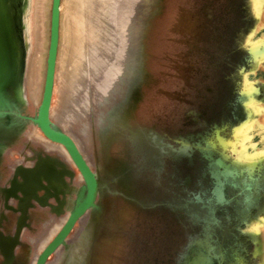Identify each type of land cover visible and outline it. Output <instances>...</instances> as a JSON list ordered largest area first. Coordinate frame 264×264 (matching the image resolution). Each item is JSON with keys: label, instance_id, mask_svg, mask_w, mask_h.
Instances as JSON below:
<instances>
[{"label": "rangeland", "instance_id": "374dc122", "mask_svg": "<svg viewBox=\"0 0 264 264\" xmlns=\"http://www.w3.org/2000/svg\"><path fill=\"white\" fill-rule=\"evenodd\" d=\"M119 2L125 4L127 0H60L59 42L50 115L61 112L63 108L68 85L65 74L71 71V52L79 42L82 75L90 93L91 110L80 118L67 115L68 129L81 134L85 154L96 174L106 182L98 200L101 212L90 211L75 225L69 238L78 233L77 236L61 248L59 259L62 263H66V257L71 255L75 260L84 257V264H162L161 261L166 264L169 259L172 261V255L186 242L190 230L178 226L171 214L162 208L161 205L169 199L165 182L155 183L138 172L129 133L136 128L156 127L159 131L169 128V132L174 134L186 113L199 105H206V101L208 104L215 103V93H208V89L218 91L223 84V77L228 72L226 58L229 54L238 47L244 49L264 39V0H154L146 9L148 14H143L140 21L141 26L146 23L142 30V61L146 75L142 89L144 101L125 128L120 129L117 125L102 138L97 125L99 109L95 107L94 78L96 68L107 62L112 48L111 27L121 35L124 13H120L122 4L119 5ZM41 4L39 64L35 73L34 98L27 99L26 108L10 109L27 117L36 115L46 72L52 0H42ZM113 4L119 13H114L111 18ZM76 13L80 16L79 28ZM78 30L82 38H78ZM91 32L96 35L94 41L90 38ZM262 62L253 68L248 66L241 82L243 86L252 84L261 87L262 96L258 105L253 104L256 108H250L254 123L249 132V150L264 153ZM120 99L119 94H115L112 102L102 109L103 113ZM10 120L12 124H9ZM85 125L86 133L83 135L81 130ZM32 128L30 121L14 114L0 121V137L8 142V151L0 168V174L5 169L6 178L0 180V188L8 184L16 161L26 157L28 152L63 161L44 152L37 143L28 142L26 133ZM78 187H72L69 202L74 199ZM37 212L31 213L30 226L17 252L19 254L22 249L31 246L29 238L36 236L33 258L61 229L56 226L48 235V229H41L35 222ZM45 213L49 214L47 210ZM60 220L54 218L53 224H59ZM250 230L254 258L249 264H264V211ZM53 259L54 256H51L47 264H52Z\"/></svg>", "mask_w": 264, "mask_h": 264}, {"label": "flooded vegetation", "instance_id": "af4514ba", "mask_svg": "<svg viewBox=\"0 0 264 264\" xmlns=\"http://www.w3.org/2000/svg\"><path fill=\"white\" fill-rule=\"evenodd\" d=\"M245 57L246 51L242 47L236 48L229 54L226 58L228 72L223 77V84L218 91L208 89V93H215V103L208 104L206 101V105H199L186 113L174 134L169 132V128L167 131H159L156 127L136 128L129 133L133 155L138 162V172L155 183L165 182V192L169 199L161 205L162 208L171 214L178 226L187 227L190 230L186 242L172 255L174 256L172 261L169 259L166 264H183L184 256L190 247L194 248L196 254L201 255L207 264H249L254 258L251 249L254 242L250 228L264 211V153L249 150L251 147L249 132L254 118L249 115L251 106L249 105V108L243 106L247 99L241 96L245 87L241 80L249 69ZM145 80L146 75L142 68L141 74L134 75L127 89L119 95L120 101L112 103L111 108L101 116V121L97 125L102 138H105L111 128L119 125L122 129L129 124L144 101L142 89ZM250 86L251 84L246 87ZM261 96L262 93L255 100L260 101ZM109 101L110 104L112 100ZM258 103L255 102L254 106ZM28 142L37 143L44 152L62 158V162L68 167L71 166L66 157L46 151L42 143L29 138ZM83 146L85 150V144ZM7 151L8 142L0 137V168L3 167V158ZM39 155L28 152L26 157L20 158L19 163L16 162L15 167L19 165L32 167L37 163ZM88 162L92 168L89 167L94 171L92 163ZM221 165L228 168L231 176L227 178L226 184L223 178L219 179L222 187H220L221 195L218 196L216 189L219 186L213 174L222 171ZM65 167L68 168L66 165ZM12 175L8 184L0 189L9 188ZM76 177L75 172L73 184L66 177L69 186L62 214L56 215L51 208L40 207L36 202H32L33 207L27 211V227L22 229L19 244L14 250L12 264H36L41 254L36 253V256L32 257L36 236L29 238L31 246L17 253L21 247V239L30 226L31 213L38 211L34 219L41 229L50 231L56 226L61 228L69 218L76 193L83 183ZM5 178L4 169L0 174V180L3 181ZM98 178L106 185L101 177L98 176ZM72 187H78V189L75 191L74 199L69 202L68 197ZM102 189L98 194L97 205H99L98 200ZM39 195L42 196L43 192ZM0 197L2 203L0 216L4 215L0 230L4 236H13L21 213L6 210L1 192ZM49 204L58 207L54 198L49 199ZM8 205L17 210L18 201L11 198ZM99 207L101 212V206ZM46 210L49 214L45 213ZM89 214L90 211L86 215ZM54 218H61L60 223L54 225ZM77 234L67 238L66 246L68 240L74 239ZM65 247H60L57 251ZM39 249L38 247L37 252ZM57 261L59 262L60 259ZM67 262L68 264H84L86 259L81 257L75 260L71 255ZM3 263L4 257L0 254V264ZM161 263L164 264L163 261Z\"/></svg>", "mask_w": 264, "mask_h": 264}, {"label": "bare ground", "instance_id": "6f19581e", "mask_svg": "<svg viewBox=\"0 0 264 264\" xmlns=\"http://www.w3.org/2000/svg\"><path fill=\"white\" fill-rule=\"evenodd\" d=\"M33 1L34 0H0V23L9 40L15 64L14 85L10 90L4 92V96L7 98V100L12 102L11 109L26 108L27 99H29L30 97V99L33 100L35 94V73L37 70V65L39 64L38 54L41 26L40 5H42V0H35V6L33 5ZM151 3H154V0H127V3L125 4L119 2V5L122 4L120 8V13H124L121 19V35L117 31H115L114 28H112L110 25L112 31V48L108 53L107 62L104 65L98 66L96 68L97 74L94 78L95 107L99 109L97 124L101 121V116L104 114L102 109L109 104V100H113L115 94L120 95L124 90H126L134 75H140L142 72V30L145 28L144 24L146 23L144 22L143 26H141L140 21L142 19L143 14H148L145 12L146 9L150 8ZM33 9L34 16L32 17ZM114 13L119 12L118 9L115 10L113 4L111 9V18L113 17ZM76 17L77 28H79L81 21L79 19L80 16L78 13H76ZM77 34L78 38H82L81 31L79 32L78 30ZM95 36L96 35L93 32L90 33V38L93 41L95 40ZM260 42L261 41H258L257 43ZM77 44V48L71 52L73 56L72 68L70 69L71 71L65 74L67 78L66 82L68 83L69 87L65 84L67 87V92L64 91L66 92L64 96V103H62L63 101L61 102L63 108L61 107V112H54L50 115V105L49 119L51 123L59 127L65 134H67L71 138L77 150L87 163L89 159L88 156L85 154L83 146L84 142L81 138V134L78 135L73 131L69 130L67 122V115L72 118H80L86 116V114L89 113V111L91 110L90 93L86 83L83 80L82 75L80 49L81 43L78 42ZM262 61H264V59H260L259 61L255 62L252 68ZM65 75L63 78H65ZM251 89H255V86L252 84L249 87V93H251ZM253 104L255 103H252L250 106H253ZM66 110L69 111V114ZM6 118H10V114H8ZM51 118L53 119V121L51 120ZM12 123L13 122H11L10 120L9 124ZM33 127L34 128L30 132L26 133L27 137L31 140L42 143L46 151L55 152L61 155L62 157H66L70 161V167L72 169H70V167H68V165L64 162L60 160L59 161L66 165L68 167L67 169L72 171V184L74 182L75 172L77 173L76 179L78 181H80L81 179L84 183L81 173L74 164L72 158L68 154L65 147L61 144L49 141L36 125H33ZM81 132L83 135H85L86 125L84 126V129L81 130ZM84 157L87 159V161ZM20 161L21 159L17 160L16 162L19 163ZM88 164L89 162L87 163V165ZM88 166L92 168L90 164ZM93 172L96 173L95 171ZM88 211L91 210H87L84 216L87 214ZM79 220L75 223V225L79 222ZM53 230L54 227L49 231L48 235ZM70 233L67 235L65 241L69 237ZM44 239L45 238L40 241L39 248L42 245ZM60 247H63V245L58 246L52 254L57 252Z\"/></svg>", "mask_w": 264, "mask_h": 264}, {"label": "water", "instance_id": "95a60500", "mask_svg": "<svg viewBox=\"0 0 264 264\" xmlns=\"http://www.w3.org/2000/svg\"><path fill=\"white\" fill-rule=\"evenodd\" d=\"M60 0H52L51 18H50V38L49 47L46 60V72L43 86V93L40 105L37 108L34 117L22 116L18 113L12 112V103L4 96V92L10 90L14 85L15 64L9 40L3 27L0 23V121L6 118L8 114H14L16 117L30 121L36 125L43 135L51 142L61 144L65 147L68 154L72 158L74 164L81 173L84 183L81 185L76 193L73 201V206L70 209V216L66 223L47 247L41 252L37 258L36 264H46L49 256L60 245L66 246V237L72 231L75 223L84 216L87 210L96 211L100 213V207L97 205V197L105 183L101 181L97 174L94 173L79 151L71 138L65 134L59 127L51 123L49 119V109L51 105V98L53 93L55 65L57 58L58 42H59V12ZM246 57L245 62L249 67L260 59H264V40L260 43L247 45L245 48ZM261 93V87L255 86V89L244 87L241 96L247 99L243 103L245 108L255 103V98ZM252 111L249 110L251 116ZM222 166L221 172L213 174L219 186L216 189V195L220 196V187L223 181L227 182V178L231 176V172L227 167ZM66 177L70 181L73 179V173L67 169L63 163L57 159H52L49 156H38V161L32 167L17 166L15 167L10 181L9 188L0 189L4 197V208L9 211H18L21 217L17 222L15 233L13 236H4L0 230V254L4 257L3 264H12L14 258V250L19 244L22 229L27 227L26 218L27 211L33 207L32 202H36L40 207H49L56 215L63 213V204L65 203V195L68 191V183ZM43 192L40 196L39 193ZM62 197V199H61ZM18 201L17 210L8 205L10 199ZM54 198L58 207L49 204V199ZM4 215L0 216L1 222ZM183 264H207L204 262L201 255H197L194 248H188ZM210 264V263H209Z\"/></svg>", "mask_w": 264, "mask_h": 264}, {"label": "crops", "instance_id": "0c3cea01", "mask_svg": "<svg viewBox=\"0 0 264 264\" xmlns=\"http://www.w3.org/2000/svg\"><path fill=\"white\" fill-rule=\"evenodd\" d=\"M264 40V39H263ZM261 69V71L262 72H264V61L262 62V64H261V67H260ZM262 84H264V82L262 83ZM262 103H264V101H262ZM58 252H59V254H58ZM60 255H61V250L60 251H57L53 256H54V259L52 260V262H53V264H68V262H67V259H68V257H66V263H62V261H57L58 259H59V257H60ZM52 256V257H53ZM61 259V258H60ZM56 262V263H55ZM58 262V263H57Z\"/></svg>", "mask_w": 264, "mask_h": 264}]
</instances>
